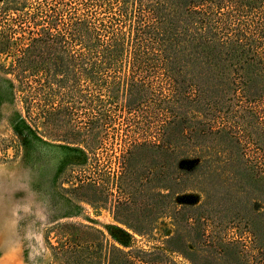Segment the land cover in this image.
<instances>
[{
    "label": "trees",
    "instance_id": "trees-1",
    "mask_svg": "<svg viewBox=\"0 0 264 264\" xmlns=\"http://www.w3.org/2000/svg\"><path fill=\"white\" fill-rule=\"evenodd\" d=\"M0 57L16 135L72 145L56 191L100 198L108 177L117 223L174 225L123 249L56 216L42 264H264V0H0Z\"/></svg>",
    "mask_w": 264,
    "mask_h": 264
},
{
    "label": "rangeland",
    "instance_id": "rangeland-1",
    "mask_svg": "<svg viewBox=\"0 0 264 264\" xmlns=\"http://www.w3.org/2000/svg\"><path fill=\"white\" fill-rule=\"evenodd\" d=\"M8 60L0 57L1 63ZM9 82L14 83L12 76L0 71V264L44 263L48 252L42 231L56 216H61L62 221L98 229L105 244L123 249L129 248L126 246L144 250L164 248V239L174 229L173 221L166 215L158 216L142 235L117 223L112 215L114 196L105 190L108 177L101 185L100 198H84L83 193L69 198L56 191L54 175L59 168L67 169V162L72 161V145L57 140L42 143L34 139L29 145L21 141L24 138L16 135V127L24 112L18 97L11 94ZM19 133H25L24 129ZM91 165L105 175L113 164L105 157ZM77 170L74 167L76 175ZM176 193L175 198L195 204L203 199V194L194 189ZM176 217L177 223H183L185 211L180 210Z\"/></svg>",
    "mask_w": 264,
    "mask_h": 264
}]
</instances>
